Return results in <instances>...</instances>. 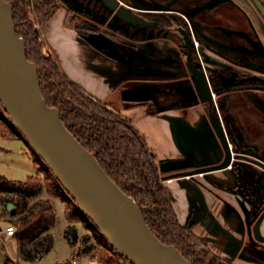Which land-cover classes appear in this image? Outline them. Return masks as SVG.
Here are the masks:
<instances>
[{"label": "trees", "instance_id": "1", "mask_svg": "<svg viewBox=\"0 0 264 264\" xmlns=\"http://www.w3.org/2000/svg\"><path fill=\"white\" fill-rule=\"evenodd\" d=\"M7 1L13 8L17 34L26 42L27 57L38 67L46 102L60 111L62 121L69 131L96 157L112 180L136 200L156 237L165 244L174 245L193 264H231L205 247L193 234L190 225L180 222L174 207V197L164 184V175L156 154L132 120L73 81L63 70L59 58L47 48L45 32L50 20L66 7L62 1ZM260 2L264 6V0ZM65 24L83 38L101 31L96 25L71 23L70 12ZM229 73L230 70L217 71V79L212 82L216 93L254 88L264 90V87L242 73L238 74L230 86H224L219 81L220 77ZM165 108H172V105ZM6 131L14 132L15 137L24 139L11 121L0 122V136H6ZM32 152L36 160L46 168L44 177L36 175L25 181H13L0 175V209H8L9 203L14 205V214L18 216L11 222L17 228L13 236L18 243L19 257L25 262L36 263L54 246L55 239L50 230L57 222V215L49 199H39L34 203L31 201L41 195L45 187L53 197H61V191L65 190L49 167ZM66 215L71 220L80 217L91 221L81 209L76 211L74 217L69 210ZM99 233L106 242L101 264H130ZM73 238L76 239V236Z\"/></svg>", "mask_w": 264, "mask_h": 264}, {"label": "crops", "instance_id": "2", "mask_svg": "<svg viewBox=\"0 0 264 264\" xmlns=\"http://www.w3.org/2000/svg\"><path fill=\"white\" fill-rule=\"evenodd\" d=\"M67 16L68 11L61 9L50 20L45 32L46 46L59 58L63 70L73 81L101 100L111 104L118 102L114 99L115 94L120 85L129 79L147 81L144 79H154L156 76H187V67L175 39L133 42L130 46H134L136 51L132 63L122 65L109 57L105 59L75 30L66 27ZM214 37L206 33L203 40L218 50ZM207 54L211 70L209 75H213L224 60L211 52ZM97 60L102 66H97ZM223 100L224 106L229 104L230 99ZM170 106L168 104L166 107ZM121 112L146 137L160 165L165 161L190 158L194 168L208 167L221 163L225 157L222 142L205 105L200 101L190 105L177 103L156 113L144 104H132ZM174 173L163 175L172 177ZM209 176L211 179L207 176H182L173 178L169 183L165 180L174 197V207L180 221L184 225H191L192 231L217 256L234 264H264V259L247 248V206L243 198L233 192L232 172L220 170ZM5 235L9 236L6 230ZM73 262L76 264V261Z\"/></svg>", "mask_w": 264, "mask_h": 264}, {"label": "water", "instance_id": "3", "mask_svg": "<svg viewBox=\"0 0 264 264\" xmlns=\"http://www.w3.org/2000/svg\"><path fill=\"white\" fill-rule=\"evenodd\" d=\"M62 1L77 7L75 0ZM252 1L264 17L263 4L260 0ZM100 2L114 13V17L132 25L156 23L118 0ZM186 43V64L194 75L193 84L179 87L178 94L186 105L197 101L210 104V121L222 142L225 157L218 165L190 172L185 171L194 166L190 158L165 161L160 165L161 171L176 172L172 177H164L165 180L227 169L233 159L223 123L212 111L215 100L208 75L192 59L191 42L187 40ZM148 96L137 99L132 94L126 98L136 101L146 100ZM0 104L71 199L130 264H193L174 245L165 244L156 237L136 200L112 180L96 157L69 131L60 111L48 105L42 93L38 67L27 57L26 42L17 34L13 8L7 0H0ZM13 207L12 203L8 204V210ZM263 220L264 212L254 227L255 237L262 242L260 224Z\"/></svg>", "mask_w": 264, "mask_h": 264}, {"label": "flooded vegetation", "instance_id": "4", "mask_svg": "<svg viewBox=\"0 0 264 264\" xmlns=\"http://www.w3.org/2000/svg\"><path fill=\"white\" fill-rule=\"evenodd\" d=\"M118 1L146 19L155 21V24L179 35L185 42V48L182 50L180 47L185 61L188 51L186 41L191 42V57L193 59V54H196L208 75L215 95L212 111L221 119L233 151L231 164L223 170L232 172L233 192L243 198L248 208L245 210L249 237L247 248L257 257L264 259V249L261 248L264 247V242L259 241L254 234V227L264 212V90L254 88L216 93L212 83L215 78L217 79V71L230 70L229 75L224 74L220 77L219 81L224 86H230L238 78V74L242 73L253 82H257L262 88L264 87V17L252 0H247L248 7L235 0ZM75 2L77 7H71L62 1L67 8L86 14L97 21L96 17L98 16L95 14V9L85 6L80 0L79 2L75 0ZM249 8L258 15L261 23L256 21ZM146 14H150L151 17H147ZM113 17L114 13L111 12L110 18ZM178 17H181L184 22L182 19L178 20ZM224 18L234 24L224 23ZM206 32L215 36L216 43L214 44L218 50L202 40ZM206 51L224 60L222 66L216 68L213 75H209L211 72L209 64L203 58ZM191 84H193V79L189 78V81L187 80L182 86ZM182 86H178L177 89ZM174 97L177 99L171 101V105L183 103L182 96L178 93ZM223 98L230 99L229 104L224 106ZM204 105L210 118V104L205 103ZM213 166L215 165L206 168ZM196 169L192 167L185 171L190 172ZM212 172L185 177L207 176L211 179L209 174ZM212 181L214 182V180ZM217 184L223 186L221 183ZM227 188L229 189V187ZM260 231L264 236V220L260 224Z\"/></svg>", "mask_w": 264, "mask_h": 264}, {"label": "rangeland", "instance_id": "5", "mask_svg": "<svg viewBox=\"0 0 264 264\" xmlns=\"http://www.w3.org/2000/svg\"><path fill=\"white\" fill-rule=\"evenodd\" d=\"M80 1L85 6H89L90 8L96 10L95 14L98 16L96 17L97 21H94L88 15L73 9L70 10L67 7L64 9L70 12L71 23L92 24L96 25L101 30L100 33H90L87 38L84 39L86 40V43L91 48L95 49L98 54L105 56V59L109 57L122 65L126 64L129 66L132 63L133 56L136 51L134 46L130 45H132L133 42L149 41L153 39H176L181 49L183 50L185 48V42L179 35L164 29L158 24H141L135 26L124 20L117 19L116 17L110 18L111 11L107 9V12V10L103 8L105 6L103 4H101L102 6L100 5L99 0ZM235 1H239L241 5L246 7L249 5L247 0ZM249 9L256 21H260L258 15H256L253 9ZM146 16L151 17L150 14H146ZM219 17H222V15H219ZM223 22L229 25L234 24L226 18L223 19ZM193 56L195 58V62L199 63L196 54H193ZM207 57L208 54L206 51L203 54L204 61H207ZM96 63L98 64L97 66H102L100 60H97ZM200 63L202 62L200 61ZM104 66L107 65L105 64ZM177 77L178 75L168 77L156 76L154 79H144L147 81L129 79L120 85L118 92L115 94L114 99L118 100V102L108 104L112 108L119 111H122L125 107L131 106L132 104H144L154 113L157 111H163V109L170 104L171 101L173 102L177 99L174 97L179 91L177 87L184 85L187 80L189 81V78L193 79L194 75L187 68V76L181 78ZM138 87H141V89H139V91H135L134 88ZM132 94H134L137 99H142V96L144 95L150 96H148V99L146 100H127L126 97ZM121 97L124 99L122 100ZM9 121L10 119L8 115L4 112L2 105L0 104V122L9 123ZM10 130L13 131V129ZM13 134L14 132L6 131V136H0V175L13 181H25L30 176L36 175L43 176L46 168L42 166L38 160H36V157L32 152V148L24 139L17 138ZM164 184L167 185L166 183ZM61 194V197H52L47 193L45 187L42 194L31 201V203H34L39 199H49L50 201H53L54 209L57 215V222L50 230L55 239L54 246L40 261L36 263L21 260L19 257L16 238L14 236L5 235L6 227L14 226L11 221L16 219L18 216L14 214L15 208L13 207L11 210L4 208L0 209V227L3 229L2 232L0 231V264H66L68 262L75 264L73 261H76V264H101V255L105 248V240L101 237L99 231L96 229L97 227L91 221H87V219L80 217H77L76 220L67 218V210H69L70 215L74 217L76 211L80 208L76 205L73 199H71L66 191H61ZM69 228L71 231H69ZM73 234H76V239L73 238L75 237ZM193 234L199 238L194 232ZM68 237L70 238L68 239ZM71 240L74 243H72ZM199 240L212 252L203 240L200 238ZM261 248L264 249V247ZM82 255L86 256L83 257ZM228 262L234 264L232 261Z\"/></svg>", "mask_w": 264, "mask_h": 264}, {"label": "built area", "instance_id": "6", "mask_svg": "<svg viewBox=\"0 0 264 264\" xmlns=\"http://www.w3.org/2000/svg\"><path fill=\"white\" fill-rule=\"evenodd\" d=\"M196 45H198V44L196 43ZM214 97H215V95H214ZM172 180L173 179H169V180H167V182H171ZM15 232H16V228L14 226H8V227H6V233L9 236H13L15 234Z\"/></svg>", "mask_w": 264, "mask_h": 264}]
</instances>
